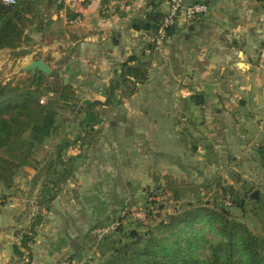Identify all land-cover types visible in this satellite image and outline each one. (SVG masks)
<instances>
[{
  "label": "crops",
  "instance_id": "crops-1",
  "mask_svg": "<svg viewBox=\"0 0 264 264\" xmlns=\"http://www.w3.org/2000/svg\"><path fill=\"white\" fill-rule=\"evenodd\" d=\"M168 5L169 0H62L50 8L54 13L45 19V29H28L22 46L28 53L18 59L25 58L26 64L43 59L74 86L79 118L72 122L78 125L85 101L106 100L124 62L131 57L132 64L149 62L148 78L133 94H124L122 85L116 90L97 125L98 139L77 158L75 178L66 183L72 198L67 202L59 195L69 216L52 206L42 209L44 221L31 244L30 264H60L78 251L83 220L90 224L100 214L107 216L101 209L114 204L108 200L111 191L122 190L119 205L124 204V190L130 194L135 173L148 178L152 158L159 166L163 158L185 157L188 151H175L183 146L191 147L194 158L199 151L207 156L232 150L255 139L244 124L264 123V70L258 67L264 0H209L206 14L193 19L180 15L164 44L152 48L151 33L135 30L133 24L153 7L164 14ZM199 94L200 104L194 98ZM79 132L80 127L62 136ZM39 159V166L18 173L13 187L0 184V264L29 260L17 232L29 227L36 211L47 165ZM136 164L140 170H134ZM14 244L24 257L15 255Z\"/></svg>",
  "mask_w": 264,
  "mask_h": 264
},
{
  "label": "trees",
  "instance_id": "trees-1",
  "mask_svg": "<svg viewBox=\"0 0 264 264\" xmlns=\"http://www.w3.org/2000/svg\"><path fill=\"white\" fill-rule=\"evenodd\" d=\"M55 2L48 0L46 8H51ZM42 13L39 0H19L15 4L0 0V50L8 48L16 58L26 55L28 50L22 46L27 42L30 26L36 23V31L45 29ZM163 17L164 14L153 7L145 17L136 19L133 28L152 34L160 28ZM174 27L169 28L167 38ZM151 46L156 48L153 42ZM133 59L131 57L122 64V74L110 85L106 100L85 101L84 116L79 122L80 132L56 144L54 154L46 165L38 197L40 208L35 211L29 227L17 232L21 246L28 250L29 260L17 264H30L31 244L35 242L38 228L44 221L42 209L55 208L54 200L59 197L63 185L75 178L76 160L86 146L98 139L101 128L97 125L102 122V115L106 114V106L113 102L116 90L122 85L124 94L131 95L137 85L148 78L149 62L132 64ZM54 75L59 76L56 72L50 76ZM48 76L41 71L35 74L30 71L25 80L6 82L0 76V184L7 189L14 186L16 176L25 167L39 166L41 160L36 154L37 147L58 132L62 105L71 107L77 100L71 83L46 84ZM51 92L56 93V97L40 101L43 95ZM194 98L199 104L203 102L201 94ZM258 155L264 168V144L259 146ZM164 181L162 187L171 191L175 201H180L183 196L180 192L189 187L185 183L183 189L171 175H166ZM219 187L224 200L216 202V206H194L188 202L183 210L171 214L168 221H161L152 229L127 228L124 225L125 214L112 223H98L91 230L107 228L116 222V226L103 233L96 242L99 258H86L80 252L84 247L82 244L65 260L72 263L80 255L78 264H264V235L252 231L230 210L233 206L246 212L249 192L241 193L233 185ZM228 196H232L230 206L225 204ZM250 201L254 210L264 206L259 199ZM13 250L16 256L24 257L25 252L18 244H14Z\"/></svg>",
  "mask_w": 264,
  "mask_h": 264
},
{
  "label": "rangeland",
  "instance_id": "rangeland-1",
  "mask_svg": "<svg viewBox=\"0 0 264 264\" xmlns=\"http://www.w3.org/2000/svg\"><path fill=\"white\" fill-rule=\"evenodd\" d=\"M47 2L48 0H39L41 8L43 9V7H45L42 16L44 19L49 20L54 12L52 9L50 10V8H46ZM36 26V23L32 24L29 32L36 30ZM25 64V58L18 59L14 57L11 50H0V76L3 82L25 80L28 78L31 70H24L23 65ZM258 67L260 68L259 65ZM56 70L57 68L55 67L53 71L57 73ZM50 75L45 81L46 84L64 82L63 77ZM49 97H56V93L51 92L42 96V98L45 99V102ZM77 108L78 105L73 104L71 107L62 105L59 109L61 115L59 120L61 125L58 132L53 137L47 138L42 145L37 147L36 150V154L39 158H44L43 164L48 162L49 158L53 156L56 144L62 139H65L62 136V132L67 135L68 132L70 133L78 129V122H72L73 119L79 118ZM67 119L68 121L71 119V124L66 123ZM244 126L251 130L255 139L246 144L242 142V146H236L232 150L218 149L217 151H212L207 156L202 153L203 151H199L196 152V157L194 158V154L190 149L191 147L183 146L181 150L175 151L180 152L186 150L185 152H190L189 156L187 155V152L185 153V157L163 158V160L160 161L161 164H159V166H157V163L155 164L154 161L156 160L152 158V163L146 168L147 171L149 168L148 178L139 177V175L135 173V177H133L131 187L129 188L130 194L127 195L128 189L124 190L126 194L124 204L122 203L119 205L122 201L120 198H124L123 196H119L122 195V190L118 189L111 191V196L109 195L108 200L109 202L113 201L114 204H109L108 206L104 205L102 206L103 209H101L107 212V216H104L106 213L103 215L100 214V217L88 221L90 224H87V222L83 220L84 223L82 227L86 228L83 229L84 247L80 252L83 253L86 258H93L95 260L99 258V254L96 251V242L103 233L111 231L116 226V222L107 228L91 230L94 228L93 226L98 223H112L117 220L119 216L125 214L126 220L124 225H126L127 228L136 227L142 231H145L148 228L152 229L161 221H168L171 214L183 210V206L188 202L194 206H216V202L224 200L219 185H233V187L241 193L249 192L250 199L247 200L246 212L243 213L239 208L230 206L232 196H228L225 199V204L229 205L231 212L236 217H239L246 222L252 231L264 235V206L254 210L253 203L250 201L254 199H252L251 194L257 190L259 192V201L264 202V168L259 161L258 155L259 146L264 144V123L261 124V127L260 124H256L255 122L244 124ZM185 137L187 136L183 135L184 141H182L184 144L188 145V143H186L187 141H185ZM189 144L192 146L191 142H189ZM198 144L202 149L204 148L203 142L198 141ZM132 166L135 171H137L138 168L140 170L141 167V165L138 164ZM29 168L33 169L34 166H29ZM152 170H157L156 172L158 174H155ZM164 171L165 173L161 174ZM166 175H171L172 178L176 180L177 184L181 183V187L184 186L185 183H188L189 187L186 188V191L180 192H183L180 201L173 200L171 191L167 189L165 190L164 187H162L165 184L164 177ZM135 178L140 181H137ZM42 181L41 188L44 183V178ZM65 185L60 192V196L69 202L67 198L68 196L71 197L73 195V191ZM41 188L37 194V204L34 202V210L39 209L37 205ZM108 192H110V190ZM113 192L117 194L116 197L112 195ZM204 202H206V204ZM102 207L100 206L99 208ZM65 259L62 260L61 264L67 262ZM71 264H78L77 260L72 261Z\"/></svg>",
  "mask_w": 264,
  "mask_h": 264
},
{
  "label": "built area",
  "instance_id": "built-area-1",
  "mask_svg": "<svg viewBox=\"0 0 264 264\" xmlns=\"http://www.w3.org/2000/svg\"><path fill=\"white\" fill-rule=\"evenodd\" d=\"M6 4H15L19 0H2ZM60 3L62 0H55ZM209 10V0H192L189 5L185 4L183 0H169V5L164 13V17L160 28L157 32L151 34V42L156 48H160L167 39V33L171 26L175 25L180 15H184L188 19H193L206 14ZM258 65L264 69V40L261 43L259 51ZM41 102H45L41 98ZM62 264H71L64 262Z\"/></svg>",
  "mask_w": 264,
  "mask_h": 264
},
{
  "label": "water",
  "instance_id": "water-1",
  "mask_svg": "<svg viewBox=\"0 0 264 264\" xmlns=\"http://www.w3.org/2000/svg\"><path fill=\"white\" fill-rule=\"evenodd\" d=\"M185 4L189 5L192 0H183ZM24 70H31L33 73H35L37 70L43 72L45 75H50L51 73V66L44 61L43 59H35L26 64L23 68ZM251 197L254 199H259V192L256 190L251 194ZM55 208L61 212L64 216H69L65 209L63 208L61 204V200L59 197L55 198L54 200ZM77 260H81V256H77Z\"/></svg>",
  "mask_w": 264,
  "mask_h": 264
}]
</instances>
